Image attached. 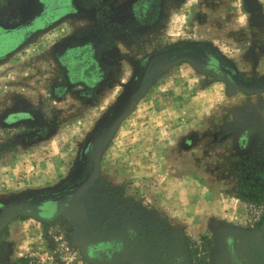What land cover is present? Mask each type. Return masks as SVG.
I'll return each mask as SVG.
<instances>
[{"label": "rangeland", "instance_id": "1", "mask_svg": "<svg viewBox=\"0 0 264 264\" xmlns=\"http://www.w3.org/2000/svg\"><path fill=\"white\" fill-rule=\"evenodd\" d=\"M103 1L123 10L133 0ZM255 2L257 15L247 0H163L160 19L127 40L89 0L83 17L0 58V264H264ZM31 8L0 0V27L22 26ZM87 38L100 45L101 79L91 94L60 88L58 50ZM166 49L136 92L148 56ZM205 52L229 78L201 66ZM73 185L57 215L34 213Z\"/></svg>", "mask_w": 264, "mask_h": 264}, {"label": "flooded vegetation", "instance_id": "2", "mask_svg": "<svg viewBox=\"0 0 264 264\" xmlns=\"http://www.w3.org/2000/svg\"><path fill=\"white\" fill-rule=\"evenodd\" d=\"M30 1L32 2V8L27 22L14 29L0 27V58L12 51L37 30L51 27L64 18L83 17L89 0ZM97 1H102L103 14L113 17L109 25L118 35L127 40L134 39L140 28L152 25L158 18L160 19V14L163 13V0H133L126 4L123 10L112 9L110 8L111 3L105 4L103 0ZM102 4L95 12V17L98 19L97 23L100 20ZM176 48H179V46ZM99 51V43L95 40H88V38L78 43L66 42L63 44L58 50L57 57L61 62L63 72L59 87L64 89L75 83H80L84 93L91 94L102 77L101 67L98 63V60H100ZM168 53L170 54L171 50L166 49L153 52L148 56L141 75L135 77L136 92L139 91L138 87L143 86L152 64L159 58H165ZM199 59L201 66L208 67L214 73L217 72L229 78L227 69L223 67L218 58L205 52L200 54ZM92 143L90 142L85 152H83L85 160L90 159L89 150L92 149ZM77 187L73 185L71 189L59 191L53 198L41 200L37 203L34 213L41 218H50L57 215ZM19 208L22 207L19 206Z\"/></svg>", "mask_w": 264, "mask_h": 264}, {"label": "water", "instance_id": "3", "mask_svg": "<svg viewBox=\"0 0 264 264\" xmlns=\"http://www.w3.org/2000/svg\"><path fill=\"white\" fill-rule=\"evenodd\" d=\"M247 1L249 3L250 7L255 12V14L257 15L258 14V11L256 9H258V8H257V4H256L255 0H247Z\"/></svg>", "mask_w": 264, "mask_h": 264}, {"label": "trees", "instance_id": "4", "mask_svg": "<svg viewBox=\"0 0 264 264\" xmlns=\"http://www.w3.org/2000/svg\"><path fill=\"white\" fill-rule=\"evenodd\" d=\"M264 219V215L261 216L260 220L258 222L255 223V226L257 227Z\"/></svg>", "mask_w": 264, "mask_h": 264}]
</instances>
